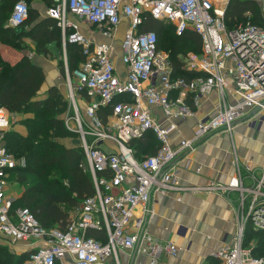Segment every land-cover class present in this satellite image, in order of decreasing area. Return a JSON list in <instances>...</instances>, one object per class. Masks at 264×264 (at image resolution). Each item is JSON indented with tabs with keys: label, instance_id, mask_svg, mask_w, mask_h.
<instances>
[{
	"label": "built area",
	"instance_id": "2783aa9c",
	"mask_svg": "<svg viewBox=\"0 0 264 264\" xmlns=\"http://www.w3.org/2000/svg\"><path fill=\"white\" fill-rule=\"evenodd\" d=\"M228 1L221 0L217 6L213 0H54L46 9L45 17L56 20L61 28L65 60L68 43L80 46L85 57L74 72H69L67 63L65 71L73 106L78 107V100L86 104V120L82 123L78 113L75 132L84 151L80 168L92 176L95 193L70 215L64 229H45L29 209L14 210L9 180L26 162L4 145L11 113L0 108V232L28 248L24 264H110V257L120 264L119 249L132 250L136 245L153 260L162 249L177 255L176 243H162L142 231L143 219L136 224L138 232L131 234L129 228L135 208L149 212L159 195L184 190L224 197L238 192L235 233L214 257L218 264H264V257L246 246L249 226L264 231V170L256 175L252 159L241 163L234 154L237 174L229 185L211 182L183 187L176 173L178 160L187 159L209 134L232 133L243 121L255 130L264 125V27L249 21L229 29L225 22ZM261 9L264 16V4ZM147 16L172 23L178 36L187 30L200 35L202 53H188L183 60L185 69L198 76L174 78L170 52L158 48L156 33L140 32ZM28 18L27 2L18 1L10 26L21 27ZM82 91L87 94L84 99ZM214 91L218 94L215 109L199 118L192 136L171 146L176 122L194 118V107ZM189 95L193 106L187 101ZM109 106L112 112L104 122L98 110ZM148 131L161 146L154 155L138 160L130 142ZM89 229L105 230L106 242L88 237Z\"/></svg>",
	"mask_w": 264,
	"mask_h": 264
},
{
	"label": "trees",
	"instance_id": "16d2710c",
	"mask_svg": "<svg viewBox=\"0 0 264 264\" xmlns=\"http://www.w3.org/2000/svg\"><path fill=\"white\" fill-rule=\"evenodd\" d=\"M18 1L20 0H0V43L8 42L22 50L19 44L30 39L38 55H50L49 45L52 43H56L61 52L62 32L57 21L50 18L39 20L28 0L25 1L29 7V18L21 26L22 30L7 26V15H11ZM54 4L50 0L48 6ZM247 12L250 16L246 15ZM249 21L264 27L259 1L229 0L225 11L226 26L233 29ZM148 31L156 33L160 50L170 52L174 78L190 80L199 75L185 69L184 61L180 58L181 54L202 53V42L197 32L187 30L182 36H178L172 23L150 16L140 26V32ZM66 48L67 67L72 73L84 62L85 57L82 48L76 44L68 43ZM27 49L24 47V50ZM59 61L60 71L65 74V61ZM45 82L43 68L27 52L24 51L13 64L0 54V108L11 114L29 113L23 123L25 134L15 129L5 134L6 149L17 159H24L26 162L25 167H17L12 172V176L18 173L17 181L23 188L20 197L14 200L13 209H29L45 229H64L70 221V209L78 208L85 198L93 196L95 188L92 176L80 168L84 158L83 149L78 145L65 146L61 142L62 138L77 136L67 129L65 118L62 117L67 110V98L57 86L49 87L42 96ZM80 95L82 99L87 96L85 91ZM187 101L193 106L192 95L188 96ZM111 112L110 106L101 107L98 116L106 122ZM130 146L135 151V157L142 160L157 153L161 144L156 135L148 131L143 138L132 140ZM87 236L103 243L107 240L105 230L89 229ZM254 237L258 239L254 255L264 257V231H254L249 226L247 242ZM28 257L29 254L15 256L0 245V264H23ZM214 264H218L217 261Z\"/></svg>",
	"mask_w": 264,
	"mask_h": 264
},
{
	"label": "crops",
	"instance_id": "0c3cea01",
	"mask_svg": "<svg viewBox=\"0 0 264 264\" xmlns=\"http://www.w3.org/2000/svg\"><path fill=\"white\" fill-rule=\"evenodd\" d=\"M49 1L28 0L31 9L37 12L39 20L46 18ZM213 1L221 3V0ZM257 1L260 5L264 4V0ZM125 26L121 25L124 29ZM16 29L22 30L21 27ZM29 41L31 42L30 39ZM49 50L51 51L50 55L34 58V61L43 68L46 74L42 96L51 86H57L61 91L64 88L61 71H59L56 59L54 60V57L60 56V50L56 43L50 44ZM117 64L120 69L124 67L121 61H118ZM217 100L218 94L214 91L210 96L202 98L199 107H194L196 112L194 118L178 120L176 130L170 134L171 146H176L181 139L192 136L199 118L213 111ZM162 119L159 114V120L163 125H166ZM16 126L25 128L20 124ZM20 131L23 134L26 133V129ZM234 154L237 155L241 163L252 159L256 175H261L264 170V125L260 130H255L243 121L236 124L232 133L217 131L209 134L187 159L178 160L176 173L181 185L192 187L204 186L211 182L222 185L233 183L237 174V169L233 165ZM9 190L14 200L20 197V193L13 190L11 186ZM238 204L239 194L236 191L230 192L225 197L216 193H195L188 190L159 195L151 203L149 212L144 213L140 206L135 208L129 233L138 232L136 224L143 219L142 231L149 233L162 243L173 241L179 246L180 252L177 255H171L162 249L153 260L139 252V246L136 245L132 250L119 249L120 264L216 263L215 251L229 241L235 233ZM76 209H70V215ZM142 231L139 232L142 233ZM12 241L10 236L0 232L1 246L9 249L15 256L29 254L28 248L23 242L14 244ZM108 262L114 264L113 258L110 257Z\"/></svg>",
	"mask_w": 264,
	"mask_h": 264
},
{
	"label": "rangeland",
	"instance_id": "374dc122",
	"mask_svg": "<svg viewBox=\"0 0 264 264\" xmlns=\"http://www.w3.org/2000/svg\"><path fill=\"white\" fill-rule=\"evenodd\" d=\"M29 3V2H28ZM214 3L218 6V5H221V3L219 2H215ZM223 5V4H222ZM10 16L11 15H7L8 19L6 21L7 23V26L10 25ZM125 25V23H123ZM124 28L121 27L120 30H119V33H118V43L122 40L123 38V34H124ZM62 32V31H61ZM20 48L22 50H24V47L27 49V50H24L25 52H27L29 55L32 56V59L34 60V58H37L38 56H42V55H38L34 48H33V43H31L29 41V39H25L24 40V44L20 45ZM29 46V47H28ZM56 46L58 47V45L56 44ZM67 47V46H66ZM61 49V48H60ZM67 49V48H66ZM22 50H18V48L12 46V45H9L8 42H1L0 43V54L3 58H5L6 60H8L10 63H15L17 61V59L19 58V56H21V54L24 52ZM18 55H17V54ZM66 54H67V50H66ZM187 55V54H186ZM185 54H181L180 55V58H182L183 60L185 59ZM56 59L57 61V65H58V68H59V59H62L65 60V54H64V50H63V47H62V50L60 52V56L55 58L54 57V60ZM60 62V61H59ZM65 68H66V63H67V59L65 60ZM59 71H60V68H59ZM62 75V81H63V84H64V88H63V93L65 94L66 98H67V110L64 112V114H62V117L65 118V122L66 120H68V125H66L65 123V126L67 127V129L71 132H74L77 136L76 137H66V138H62L61 139V142L65 145V146H75V145H78L79 147L82 145V141H81V136L79 135V133L75 132L78 130V122L76 120L77 118V115L79 113V117H80V120L82 121V123L86 120L85 118V115H84V111H85V106L86 104L81 101L80 103V100L77 101L78 103V107L75 108L71 102V99L69 98L70 97V94H69V89L67 87V79H66V71H65V74L61 73ZM74 85V84H73ZM83 102V103H82ZM78 111V112H77ZM29 113H21V114H11V123H12V128L11 129H15V130H25V128H19V126L17 127L16 125L20 124V125H23L24 123V119L28 116ZM69 126V127H68ZM17 127V128H16ZM19 128V129H18ZM13 174H11V177H10V186L12 187L13 190L17 191L18 193H21L23 188L20 186V183L17 181V177H18V173L15 174L14 176H12ZM28 178H32L31 175H27ZM251 241L247 242L246 243V246L249 247V248H254L256 246V242H257V237H254V238H250Z\"/></svg>",
	"mask_w": 264,
	"mask_h": 264
},
{
	"label": "water",
	"instance_id": "95a60500",
	"mask_svg": "<svg viewBox=\"0 0 264 264\" xmlns=\"http://www.w3.org/2000/svg\"><path fill=\"white\" fill-rule=\"evenodd\" d=\"M228 3H229V1H228ZM228 5V4H227Z\"/></svg>",
	"mask_w": 264,
	"mask_h": 264
}]
</instances>
